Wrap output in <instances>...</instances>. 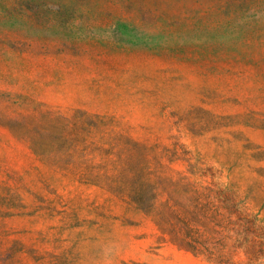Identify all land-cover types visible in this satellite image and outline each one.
<instances>
[{"label":"rangeland","instance_id":"rangeland-1","mask_svg":"<svg viewBox=\"0 0 264 264\" xmlns=\"http://www.w3.org/2000/svg\"><path fill=\"white\" fill-rule=\"evenodd\" d=\"M0 264H264V0H0Z\"/></svg>","mask_w":264,"mask_h":264}]
</instances>
